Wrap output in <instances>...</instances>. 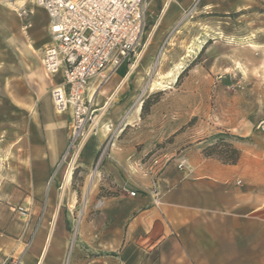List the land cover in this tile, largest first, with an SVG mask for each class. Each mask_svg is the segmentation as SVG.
Masks as SVG:
<instances>
[{
	"label": "crops",
	"instance_id": "0c3cea01",
	"mask_svg": "<svg viewBox=\"0 0 264 264\" xmlns=\"http://www.w3.org/2000/svg\"><path fill=\"white\" fill-rule=\"evenodd\" d=\"M16 3L18 8L26 6L29 15L40 10L45 21L36 29L28 15L20 19L19 27L13 26L10 17L16 16L5 6L17 5L0 0V71L9 85L4 88L7 95L17 82L9 78L10 69H15L16 40L21 38L17 29L21 33L22 23H30L29 34L46 30L50 41L46 12L30 9L26 0ZM259 5L264 6V0H150L149 14L158 18L154 30L171 32L172 49L190 44L181 39L184 28L192 26L201 32L207 27L202 17L247 14ZM189 12L197 17L187 25ZM201 48L194 46L195 54ZM21 63L18 69L25 71ZM126 78L128 75L121 78L120 72L109 93H115ZM167 78L170 75L162 81ZM204 92L200 86L184 89L186 95L194 97H202ZM202 101L184 100L179 110L170 107L163 120L159 117L160 121L150 123L143 121L142 104L126 112L129 121L123 133L109 141L94 178L89 179L90 211L79 226L67 264H264V147L260 148L252 135L257 119L248 120L247 131L241 134L234 130L242 123L230 125V132L240 137L233 143L241 150V157L237 164H224L205 154L207 131H202L200 122L187 124L193 116L202 115ZM121 113L116 111L113 118ZM41 115L43 137L33 145L31 132L25 134L23 170L16 180L7 179L11 188L0 210V264H64L68 218L54 220L47 209L51 193L59 190L55 176L66 173V162H60L69 141L72 113L70 109L58 113L48 100ZM132 124L137 131L142 127L140 135L124 134ZM161 141L169 162L151 172L150 161L160 152L157 145ZM102 144L103 140L87 143L81 164L88 170L94 165V147ZM103 189L105 194L99 195ZM44 191L48 193L46 200L36 198V192ZM132 191L136 194L131 195ZM65 198L64 194L62 202ZM68 198L72 202L73 194ZM43 206L44 214L39 217Z\"/></svg>",
	"mask_w": 264,
	"mask_h": 264
},
{
	"label": "rangeland",
	"instance_id": "374dc122",
	"mask_svg": "<svg viewBox=\"0 0 264 264\" xmlns=\"http://www.w3.org/2000/svg\"><path fill=\"white\" fill-rule=\"evenodd\" d=\"M11 2L17 7L5 6L16 16L10 17V24L19 27L21 17L17 12L18 4L16 0H10ZM26 5L30 9H40L31 0H26ZM149 7L150 0L142 46L137 56L117 70L112 79L103 86L105 89L96 100V105L100 108L97 133L85 139L70 178L66 181L68 168L64 176H55L59 190L51 193L47 215L54 220L63 216L68 218L67 228L70 234L64 264L71 258L79 226L90 211V193L87 192L89 179L93 172L96 174L109 141L123 133L122 128L129 121L125 114L127 111L130 113L129 110L135 104L145 105L141 116L143 121L150 123L158 121L159 117L163 120V115L170 107L176 106L175 110H179L178 105L182 106L184 100L202 98L205 100L202 101V115L193 116L187 124L193 126L200 122L202 131H207V143L215 141L219 136L233 141L236 134L247 131L248 120L257 119L252 135L256 136V144L262 149L264 147V6H255L247 14L218 13L202 17L206 18L203 23L207 27L201 32L192 26L184 28L186 30L181 33V39L191 41L190 44L173 46L172 49L171 32L154 30L158 18L151 17ZM196 17L189 12L186 24L196 20ZM28 19H32L36 29H40L43 27L45 15L36 10ZM30 28L24 31L21 28V33L17 29L21 38L16 40L13 65L15 69L11 68L9 75L10 80L17 82L15 88L10 87L8 95L4 88H9V85L0 71V210L6 204L11 188L7 179L16 180L17 174L23 170L21 167L24 164L25 134L28 136L31 132L33 145L39 143L45 132L43 128L42 134L40 127L44 119L41 115L42 108L48 100L54 107L52 90L60 82L59 77L47 75L42 66V51L49 41L46 30L31 35L28 32ZM147 41L149 43L145 46ZM198 45H202V48L195 54L193 48ZM19 61L23 62L21 65L25 67V71L18 69ZM2 67L0 65V69ZM120 72L121 78L127 75L129 78H126L115 93H109L112 80ZM169 75L170 78L162 81ZM177 76L180 77L179 80ZM173 80H176L175 84L171 85ZM197 86L205 89L202 97L184 93V89ZM107 101L109 104L105 105ZM54 110L56 111L55 107ZM116 111H121V116L113 118ZM71 122L68 121L69 131ZM235 122L242 123V126L239 130H234L236 134H232L230 125ZM141 130L142 127L137 131L135 124H132L124 134L140 135ZM92 140L95 143L103 140V144L98 148L94 147V165L88 170L81 163L86 145ZM158 147L160 152L150 161V166L157 160L154 167L160 170L169 162V157L165 155L164 141ZM47 194L44 191L36 192L35 195L36 198L44 197L46 200ZM64 194L66 198L62 202ZM70 194H73L72 202H69ZM103 194L104 189L99 191V195ZM44 211L43 206L39 217L43 216Z\"/></svg>",
	"mask_w": 264,
	"mask_h": 264
},
{
	"label": "built area",
	"instance_id": "2783aa9c",
	"mask_svg": "<svg viewBox=\"0 0 264 264\" xmlns=\"http://www.w3.org/2000/svg\"><path fill=\"white\" fill-rule=\"evenodd\" d=\"M31 1L49 19L50 41L41 62L48 75L60 77L52 90L54 107L58 113L69 109L72 113L69 141L60 162H66L72 172L85 139L98 131L99 91L142 46L149 0ZM17 12L21 19L31 13L25 6ZM30 26L24 24L23 30ZM157 163L150 166L151 172H157Z\"/></svg>",
	"mask_w": 264,
	"mask_h": 264
},
{
	"label": "trees",
	"instance_id": "16d2710c",
	"mask_svg": "<svg viewBox=\"0 0 264 264\" xmlns=\"http://www.w3.org/2000/svg\"><path fill=\"white\" fill-rule=\"evenodd\" d=\"M144 108L145 105L143 104L142 111ZM238 139L240 137L234 136V140L230 141L224 136H219L215 141L206 144L204 152L207 156L215 157L224 164H237L241 157V150L235 147L233 142Z\"/></svg>",
	"mask_w": 264,
	"mask_h": 264
},
{
	"label": "bare ground",
	"instance_id": "6f19581e",
	"mask_svg": "<svg viewBox=\"0 0 264 264\" xmlns=\"http://www.w3.org/2000/svg\"><path fill=\"white\" fill-rule=\"evenodd\" d=\"M133 66H134V65H133ZM161 85H162V84H161ZM108 104H109V102L107 101V102L105 103V105H108ZM139 108H140V106L138 105L137 108H136V110H139ZM129 115H130V114H129ZM70 176H71V172H70V170H68L67 175H66V181L70 178ZM94 176H95V172L92 173L90 179H93Z\"/></svg>",
	"mask_w": 264,
	"mask_h": 264
}]
</instances>
